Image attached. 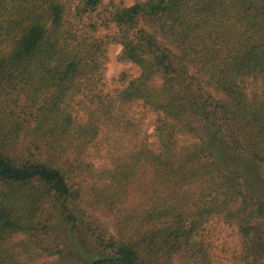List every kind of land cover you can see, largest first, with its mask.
Returning a JSON list of instances; mask_svg holds the SVG:
<instances>
[{
	"label": "trees",
	"instance_id": "1",
	"mask_svg": "<svg viewBox=\"0 0 264 264\" xmlns=\"http://www.w3.org/2000/svg\"><path fill=\"white\" fill-rule=\"evenodd\" d=\"M113 45L138 75L105 92ZM83 189L94 211L148 205L116 237L94 229L88 255ZM210 222L236 232L228 264H264V3L0 0V264H215Z\"/></svg>",
	"mask_w": 264,
	"mask_h": 264
},
{
	"label": "rangeland",
	"instance_id": "2",
	"mask_svg": "<svg viewBox=\"0 0 264 264\" xmlns=\"http://www.w3.org/2000/svg\"><path fill=\"white\" fill-rule=\"evenodd\" d=\"M111 0H104L105 3H109ZM115 5H121L124 7L131 6L135 0H112ZM144 1V0H138ZM261 3H264V0H258ZM121 48L119 46H110L107 52V61L105 66L102 69L101 76L104 84V91L111 92L114 89L119 88L121 85L118 83V79L122 74H126L128 77H136L138 71L135 67L129 64H122L117 61V57L120 53ZM153 123L154 116L152 114H147L144 120V135L147 140L152 143L153 138ZM180 145L189 144L190 141L184 138H178ZM27 145V144H26ZM22 144L18 149V157L22 160L30 158L27 153L28 146ZM31 154L35 156L38 160H45L47 153L41 152L36 153L34 150H30ZM91 159L89 160L95 167H100L108 164V160L105 154V149L102 150L99 154L95 155L93 150H91ZM248 177V175H247ZM74 182H83V177H76L73 179ZM85 183H82L81 186L86 187ZM77 187L74 186V189ZM248 191H253L251 186L246 188ZM82 201L78 202V207L81 211L82 221L87 226L78 229L80 231L73 240L76 242L75 246H78L85 254L94 255L96 254V248L93 244V232L94 229L98 230L102 236L106 238L116 237L115 234V224L116 221L123 217V209L131 207L133 205H138L140 207H147L148 201L147 196L142 192H128L119 202L117 210L113 212H108L105 210L94 211L89 206L90 197L87 194L86 189L82 191ZM118 210H121L118 212ZM90 230H86V228ZM205 236L212 242V256L215 264H228L232 259V255L235 254L238 250V239L236 232L231 227L224 225L222 222H210L205 227ZM14 240H18V237H14ZM63 240V239H62ZM71 240L64 237L63 244L70 245ZM162 263V261H161ZM34 264H50V260H40Z\"/></svg>",
	"mask_w": 264,
	"mask_h": 264
}]
</instances>
